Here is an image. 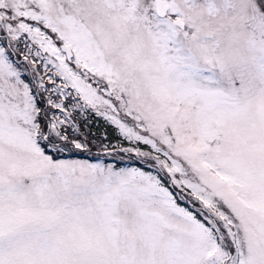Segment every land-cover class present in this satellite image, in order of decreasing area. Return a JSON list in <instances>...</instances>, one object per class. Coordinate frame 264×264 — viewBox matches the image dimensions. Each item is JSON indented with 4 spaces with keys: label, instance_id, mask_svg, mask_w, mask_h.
Here are the masks:
<instances>
[{
    "label": "snow or ice",
    "instance_id": "obj_1",
    "mask_svg": "<svg viewBox=\"0 0 264 264\" xmlns=\"http://www.w3.org/2000/svg\"><path fill=\"white\" fill-rule=\"evenodd\" d=\"M0 264H264V0H0Z\"/></svg>",
    "mask_w": 264,
    "mask_h": 264
}]
</instances>
